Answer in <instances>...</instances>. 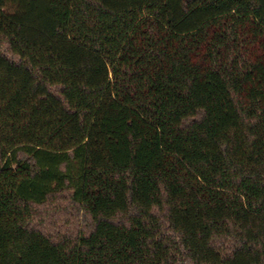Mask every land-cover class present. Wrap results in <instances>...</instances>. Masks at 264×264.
<instances>
[{"label":"trees","instance_id":"16d2710c","mask_svg":"<svg viewBox=\"0 0 264 264\" xmlns=\"http://www.w3.org/2000/svg\"><path fill=\"white\" fill-rule=\"evenodd\" d=\"M4 5L0 264H264V0Z\"/></svg>","mask_w":264,"mask_h":264},{"label":"rangeland","instance_id":"374dc122","mask_svg":"<svg viewBox=\"0 0 264 264\" xmlns=\"http://www.w3.org/2000/svg\"><path fill=\"white\" fill-rule=\"evenodd\" d=\"M46 0L29 5L28 0H5L4 12L12 18H20L31 25L47 29L50 26L51 15L45 7Z\"/></svg>","mask_w":264,"mask_h":264}]
</instances>
